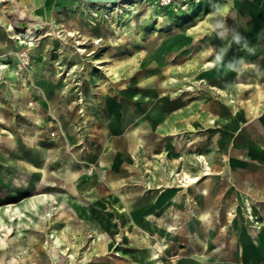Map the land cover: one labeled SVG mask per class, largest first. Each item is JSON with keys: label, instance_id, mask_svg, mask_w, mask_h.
Listing matches in <instances>:
<instances>
[{"label": "rangeland", "instance_id": "obj_1", "mask_svg": "<svg viewBox=\"0 0 264 264\" xmlns=\"http://www.w3.org/2000/svg\"><path fill=\"white\" fill-rule=\"evenodd\" d=\"M78 3L32 44L0 5V264H264L250 245L264 197L252 188L233 205L201 186L230 155L215 153L214 117L185 125L189 106L213 99L264 115L262 77L222 85L216 74L224 1L136 0L97 16ZM154 106L167 111L156 125ZM145 133L153 147L129 145ZM184 173L201 177L182 186Z\"/></svg>", "mask_w": 264, "mask_h": 264}, {"label": "crops", "instance_id": "obj_2", "mask_svg": "<svg viewBox=\"0 0 264 264\" xmlns=\"http://www.w3.org/2000/svg\"><path fill=\"white\" fill-rule=\"evenodd\" d=\"M31 1L33 11L39 17L55 24H62L69 12L78 11L80 0ZM223 1L221 10L227 13V18H224L218 26L220 37L225 45L223 51L219 53L217 69L219 72L216 71V74L221 77L220 84L229 83L232 77L235 81L236 76L243 78L244 83L251 81L244 76H260L264 79V0ZM86 8H89L88 5ZM245 107H239L236 113H231L226 110L222 102L213 99L205 104L197 105L195 110L193 106H189L191 110L185 115V125L193 119L200 121L197 124H201L206 120L205 117L207 119L210 116L214 117L216 128H212L210 139L215 153L219 157L229 153L230 159L225 165L218 166L217 173L223 172V174L206 177L205 183L200 185L208 184L205 186L208 187L207 191L215 192L216 190L222 199L229 197V204L233 205L240 195L246 191L249 192L252 188L264 197V115L253 116ZM198 108L200 111L197 112ZM151 111L152 115L147 120L153 125L162 121L167 112L160 106H154ZM193 124L195 126V123ZM143 125L147 128L146 122ZM146 134L139 135V140L130 139L129 145L135 144L140 148L144 147V150L153 147L156 144L155 138ZM105 135L106 140L114 138L109 137L107 133ZM87 155V161L94 159L92 155ZM226 172H229L230 176L226 175ZM152 194L157 196L159 193ZM141 201L138 200V203ZM252 231L256 242L250 245L255 257L258 258L264 251V225L256 229L252 228Z\"/></svg>", "mask_w": 264, "mask_h": 264}, {"label": "bare ground", "instance_id": "obj_3", "mask_svg": "<svg viewBox=\"0 0 264 264\" xmlns=\"http://www.w3.org/2000/svg\"><path fill=\"white\" fill-rule=\"evenodd\" d=\"M26 2H28L29 8L26 9V11H23L21 10V6ZM133 2H136V0H116L115 2L89 1L87 2V5L91 13L95 16L97 14L96 11L99 9H103L104 11L113 13L114 11H119L123 4L124 5L127 4L128 6L131 7L130 4ZM0 5L2 8V11L9 18L8 30H11V32L14 34V37L17 39H20V42L27 41L26 43L32 44L33 43L32 41L34 40L36 35H40L41 33H43L47 27L49 26L54 27L55 25V23L46 21L43 18L39 17L33 11L31 0H0ZM61 31H63V33L60 36H64V37H67L68 35L75 36L74 33H72L71 31L69 32L66 29H61L59 31L54 29L55 33H60ZM24 37L26 38V40H23ZM76 37L78 36H75V38ZM75 41L80 43L79 41H81V39L78 38V40L76 39ZM208 64L214 65V62L210 61L208 62ZM212 88L215 90V92L224 94V91L219 86L214 84L212 85ZM203 169H206V170L202 171L201 173L202 175L212 173V170L210 169L209 166L204 167ZM201 174L200 175L196 174L192 176L190 174L188 175L187 173H184L182 175L181 185L190 186L194 182L198 181V179H200ZM47 199H48L47 194H40V195L33 196L31 198V202L29 201V203H31L30 205L32 206V208H34L37 203H43ZM245 206H246L247 211L251 213L250 203L246 202ZM4 210L9 219H15L17 217L20 218V216L22 215L20 214V210L17 206H11V207L6 206ZM2 225L3 223L0 222V227Z\"/></svg>", "mask_w": 264, "mask_h": 264}, {"label": "built area", "instance_id": "obj_4", "mask_svg": "<svg viewBox=\"0 0 264 264\" xmlns=\"http://www.w3.org/2000/svg\"><path fill=\"white\" fill-rule=\"evenodd\" d=\"M197 1L199 0H159L161 5L171 7L174 10L184 9L188 3Z\"/></svg>", "mask_w": 264, "mask_h": 264}, {"label": "water", "instance_id": "obj_5", "mask_svg": "<svg viewBox=\"0 0 264 264\" xmlns=\"http://www.w3.org/2000/svg\"><path fill=\"white\" fill-rule=\"evenodd\" d=\"M81 1H87V2H89V1H94V2H107V1H109V2H115L116 0H81ZM28 8H29L28 2L24 3L21 6V10H23V11H26V9H28Z\"/></svg>", "mask_w": 264, "mask_h": 264}, {"label": "clouds", "instance_id": "obj_6", "mask_svg": "<svg viewBox=\"0 0 264 264\" xmlns=\"http://www.w3.org/2000/svg\"><path fill=\"white\" fill-rule=\"evenodd\" d=\"M237 39H239V38H237Z\"/></svg>", "mask_w": 264, "mask_h": 264}]
</instances>
